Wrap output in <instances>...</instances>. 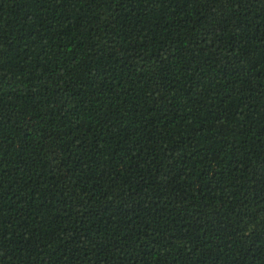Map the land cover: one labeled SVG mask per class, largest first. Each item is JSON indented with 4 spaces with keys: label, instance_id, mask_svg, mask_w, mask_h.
Segmentation results:
<instances>
[{
    "label": "trees",
    "instance_id": "trees-1",
    "mask_svg": "<svg viewBox=\"0 0 264 264\" xmlns=\"http://www.w3.org/2000/svg\"><path fill=\"white\" fill-rule=\"evenodd\" d=\"M0 264H264V0H0Z\"/></svg>",
    "mask_w": 264,
    "mask_h": 264
}]
</instances>
